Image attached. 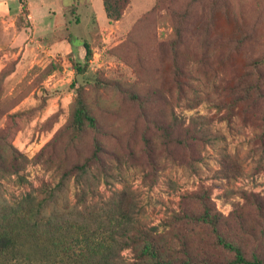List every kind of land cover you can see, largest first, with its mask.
I'll list each match as a JSON object with an SVG mask.
<instances>
[{"label": "rangeland", "instance_id": "374dc122", "mask_svg": "<svg viewBox=\"0 0 264 264\" xmlns=\"http://www.w3.org/2000/svg\"><path fill=\"white\" fill-rule=\"evenodd\" d=\"M62 2L66 26L0 50V197L53 187L99 144L93 200L132 189L164 256L230 264L188 220L204 198L226 239L264 257V0H129L112 22L101 0ZM77 90L95 119L80 133ZM67 189L75 200L72 177Z\"/></svg>", "mask_w": 264, "mask_h": 264}, {"label": "trees", "instance_id": "16d2710c", "mask_svg": "<svg viewBox=\"0 0 264 264\" xmlns=\"http://www.w3.org/2000/svg\"><path fill=\"white\" fill-rule=\"evenodd\" d=\"M101 2L112 22L121 17L129 0ZM67 41L71 43V36ZM82 46L86 63L91 48L86 41ZM72 63L77 71L81 70L79 61ZM85 125L95 127V119L81 90H77L70 126L80 133ZM165 131V135H171ZM101 151L97 144L91 157L74 164L51 188H40L36 194L28 192L13 201L0 197V264H192L187 251L179 261L163 255L151 228L141 225L132 189L123 187L104 199L93 200V184L88 179L95 178L91 167ZM12 159L18 160L16 156ZM11 175L21 177L13 167L6 172V176ZM71 177L77 185L75 200L67 196ZM199 201L200 211L188 215V220L210 228L216 245L232 254L230 264H264V257L252 254L248 258L237 242L226 239L219 229L218 214L207 200ZM257 207L263 213L262 206ZM125 248H132L135 262L125 260Z\"/></svg>", "mask_w": 264, "mask_h": 264}, {"label": "crops", "instance_id": "0c3cea01", "mask_svg": "<svg viewBox=\"0 0 264 264\" xmlns=\"http://www.w3.org/2000/svg\"><path fill=\"white\" fill-rule=\"evenodd\" d=\"M52 6V7H51ZM67 6L62 0H0V50L17 46L26 39L49 37L58 27L66 26ZM59 15V23L39 24L43 16Z\"/></svg>", "mask_w": 264, "mask_h": 264}]
</instances>
